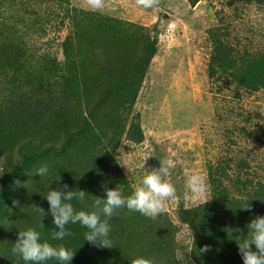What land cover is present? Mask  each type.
I'll return each instance as SVG.
<instances>
[{
    "label": "trees",
    "instance_id": "1",
    "mask_svg": "<svg viewBox=\"0 0 264 264\" xmlns=\"http://www.w3.org/2000/svg\"><path fill=\"white\" fill-rule=\"evenodd\" d=\"M19 1L0 0V17L6 5ZM188 1L196 6L201 0ZM28 2L48 6L50 17L61 23L68 20L72 34L61 44L63 59L47 53L33 64L34 54L16 25L9 26L6 39L0 31V264H25L12 247L19 230L29 227L42 239L74 251L70 264H130L136 256L182 264L176 255V231L165 212L151 219L126 207L117 209L109 221L112 247L86 241L88 229L80 224L67 225L72 235L63 241L52 240L55 226L45 196L52 188L67 184L85 190L89 203L105 197L104 185L118 186L125 196L132 193L114 152L124 138L144 141L141 116L132 115L157 55L158 37L150 35V27L81 9L72 0ZM209 37L211 79L234 84L238 95L264 90V52H242L220 26L210 29ZM241 164L246 168L245 161ZM41 165L49 169L44 177L36 174ZM227 175L224 167L210 166L212 199L180 212L195 233L196 264H244L237 240L247 234V224L256 215H264V179L241 175L235 195L224 182ZM23 176L17 200L6 214L11 190ZM247 203L251 212L240 208ZM73 204L79 209L78 202ZM204 245L211 250L201 253Z\"/></svg>",
    "mask_w": 264,
    "mask_h": 264
},
{
    "label": "rangeland",
    "instance_id": "2",
    "mask_svg": "<svg viewBox=\"0 0 264 264\" xmlns=\"http://www.w3.org/2000/svg\"><path fill=\"white\" fill-rule=\"evenodd\" d=\"M22 1L6 5L2 12L0 31L4 38L11 35L9 26L16 25L34 54L30 60L33 64L47 53L63 59L61 44L72 34L71 24L51 18L48 6ZM72 3L150 27V35L158 37V52L132 115L141 116L144 141L124 138L114 155L132 188L141 183L148 170L158 168L160 160L171 157L175 161L168 179L176 195L166 202L164 212L176 231L177 257L182 264H196L192 258L195 233L181 220L180 212L212 199L210 166L225 168L231 179L227 175L224 182L235 195L242 186L237 181L241 175L253 181L264 179V90L241 91L238 95L234 84L210 78L213 45L209 30L224 28L242 52H264V0H201L196 6L188 0H158L152 7H144L137 0ZM192 175L202 178V195H196L189 186ZM23 180L24 176L12 188L6 214L17 200Z\"/></svg>",
    "mask_w": 264,
    "mask_h": 264
},
{
    "label": "clouds",
    "instance_id": "3",
    "mask_svg": "<svg viewBox=\"0 0 264 264\" xmlns=\"http://www.w3.org/2000/svg\"><path fill=\"white\" fill-rule=\"evenodd\" d=\"M96 4L100 0H94ZM144 7H152L158 0H137ZM176 166L175 161L169 157L160 160L158 168L148 170L140 184L133 185V191L125 196L117 186L115 188L104 185L105 197L96 196L91 203L88 202L85 190L75 191L67 184L59 188H52L45 196L50 205V213L53 217L52 240L63 241L71 236L67 225L80 224L88 229L85 232V240L97 247H112L109 234L111 231L110 219L117 209L126 207L129 211H136L142 215L156 219L165 211L166 202L175 198L176 189L168 179L170 170ZM48 166L41 165L36 174L44 177L48 174ZM189 186L196 195L204 192L203 180L198 175L189 178ZM79 203L80 207L73 204ZM243 210L252 211V205L246 204L240 207ZM38 210L44 211L38 207ZM247 234H241L237 240L239 254L244 264H264V215H256L247 224ZM253 244L255 249H253ZM211 248L204 245L201 253H207ZM12 253L22 259L25 264H46L55 259L59 264H70L75 252L63 243L53 244L42 239L41 233L34 227L19 230L18 238L12 247ZM130 264H158L155 258L136 256L130 260Z\"/></svg>",
    "mask_w": 264,
    "mask_h": 264
},
{
    "label": "bare ground",
    "instance_id": "4",
    "mask_svg": "<svg viewBox=\"0 0 264 264\" xmlns=\"http://www.w3.org/2000/svg\"><path fill=\"white\" fill-rule=\"evenodd\" d=\"M158 91V90H157ZM179 111V110H178Z\"/></svg>",
    "mask_w": 264,
    "mask_h": 264
}]
</instances>
